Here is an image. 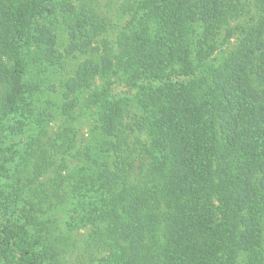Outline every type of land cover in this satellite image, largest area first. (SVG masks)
Instances as JSON below:
<instances>
[{
	"label": "trees",
	"instance_id": "1",
	"mask_svg": "<svg viewBox=\"0 0 264 264\" xmlns=\"http://www.w3.org/2000/svg\"><path fill=\"white\" fill-rule=\"evenodd\" d=\"M52 1L0 0V117L17 110L31 44L47 43L43 55L64 70L77 53L99 57L82 61L62 84L67 124L77 96L111 71L97 42L105 21L86 0L54 9L53 22L68 32L65 53L52 29L46 40L32 32ZM119 9L135 22L118 45L123 69L132 72L127 81L139 92L115 100L104 87L87 100L98 121L87 160L98 168L96 178L82 174L78 184L87 190L101 180L103 190L112 188L119 215L108 241L97 234L90 245L112 248L106 264H264V0H120ZM242 17L251 24L238 49L219 69H205L233 35L231 21ZM177 77L191 79L170 80ZM66 129L72 147L73 128ZM44 165L38 157L39 174ZM52 165L47 155V171ZM59 181L45 184L47 199ZM37 206L32 199L23 210L29 227ZM41 227L47 237L54 232ZM29 236L25 226L2 227L0 264H44L47 256ZM51 248L54 262L65 264L57 258L68 249L65 240Z\"/></svg>",
	"mask_w": 264,
	"mask_h": 264
},
{
	"label": "rangeland",
	"instance_id": "2",
	"mask_svg": "<svg viewBox=\"0 0 264 264\" xmlns=\"http://www.w3.org/2000/svg\"><path fill=\"white\" fill-rule=\"evenodd\" d=\"M62 1L68 0H53L45 7L32 31L35 35L44 32L46 40L47 30L52 29L57 35L55 44L60 52L65 51L69 42L65 27L61 22H53L54 9ZM73 2L80 3L79 0ZM85 3L90 4L95 14L105 21L104 33L97 42L102 54H106L111 62V71L98 76L90 90L76 95L73 109L75 119L67 124L61 112L64 104L62 84L74 74L82 61L87 58L97 60L99 57L77 53L76 57L67 58V70H64L43 55L47 43L40 48L31 44L30 51L27 49L23 54L26 73L17 110L0 117V229L4 226H25L30 235L28 241L36 246L42 256H47L44 264H56L52 258L54 250L51 244L60 240L68 244V249L57 257L59 261L63 259L60 262L65 264H106L112 255L110 246L101 248L100 244L90 245L97 234L104 236L107 242L118 222L119 215L113 212L115 197L112 188L103 190L102 186L105 185L101 180L90 182L87 190L80 189L78 184L82 174L96 178L98 168V165L87 160L86 152H90L93 146V130L98 123L97 110L87 107V100L92 92L104 87H110L115 100H135L139 92V87L127 81L132 72L123 69V51L118 45L121 33L135 24L132 16L120 12V0H86ZM250 24L249 17L231 21L229 28L234 30L233 35L212 54L205 69H219L224 60L238 49ZM224 34L225 31L221 40ZM7 64L10 67L11 64ZM190 79L177 77L170 80L178 83ZM69 126L73 128L69 133L74 139L72 147H68L65 140ZM65 149H70L67 155L62 153ZM47 155L53 163L48 171ZM38 157L39 162L45 164L41 174L35 167ZM55 179L60 180L58 190L47 199L45 184ZM127 182H121V185L128 188ZM32 187L36 189L34 193ZM42 190H46V193L41 194ZM32 199L38 204L35 212L37 222L33 224L34 227H29L22 217L23 210ZM43 223L54 228L49 237L46 232H40ZM90 251L94 253L93 259H90Z\"/></svg>",
	"mask_w": 264,
	"mask_h": 264
}]
</instances>
